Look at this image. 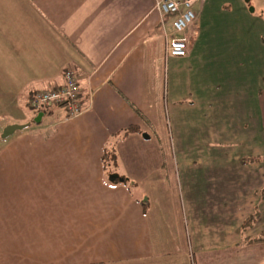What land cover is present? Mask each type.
Listing matches in <instances>:
<instances>
[{"label": "crops", "instance_id": "1", "mask_svg": "<svg viewBox=\"0 0 264 264\" xmlns=\"http://www.w3.org/2000/svg\"><path fill=\"white\" fill-rule=\"evenodd\" d=\"M250 1H236L228 68L215 45L202 55L210 0L195 4L184 59L166 53L172 28L157 0H0V264L260 260L247 251L257 233L242 228L264 163L222 153L264 147V19ZM66 70L84 112L31 111ZM129 127L142 133L119 135ZM237 247L245 253L225 251Z\"/></svg>", "mask_w": 264, "mask_h": 264}, {"label": "rangeland", "instance_id": "2", "mask_svg": "<svg viewBox=\"0 0 264 264\" xmlns=\"http://www.w3.org/2000/svg\"><path fill=\"white\" fill-rule=\"evenodd\" d=\"M223 1L224 0H210L211 4L209 6L208 16L206 17V21L209 24L207 25V29L203 33V43H202L203 52H202V55L205 54L206 59H207L206 46L209 47V46L215 45V47L212 49V54L214 55V59L215 60L218 58L222 59L223 63H225V65L228 68H230L233 65V63L235 62L236 56L233 54V52L230 49V47H232V45H228V43H227L226 35H229L232 32V29H233V26L235 23L240 24L242 22V20H241V14H240L241 12L236 10V9H238V6H237L238 2H236L237 0H226V2H229L228 5H225V2H223ZM260 1L261 0L250 1L249 9L254 10V11L256 10L257 12H260L261 15H263V19H264V5L261 6ZM262 1L264 2V0H262ZM199 5H196L193 8V11L195 12L196 15H198V12L200 9ZM211 40L214 41V44H213V41H211ZM238 56L239 55H237V58H238ZM212 57L213 56L211 55V58ZM242 57H244V54H242ZM247 57H249V54H247ZM256 58H257L256 54H253L252 71H251L252 78H255V76H257V73L260 69L259 63L257 62ZM246 64L248 65L249 62L247 61ZM246 71H247V73H249L248 70H246ZM252 128H254L252 132H255L256 130H255V127L253 126V124H252ZM227 139H228L227 135L222 137V140H226L223 142H228ZM260 142H261L260 140L254 139L253 140L254 145H253L251 151H249V150L244 151L241 149L235 150L233 145H222V147L230 148L229 150H225L222 153H225V152L229 153V151H231V152L235 151L236 156H240V153L241 154L246 153L247 157L245 156L246 158H244V160H246V159L250 160V159L254 158L256 161L253 162L252 164H261V163H264V147L261 148V144H259ZM249 145H250V142L248 143L247 146L249 147ZM255 153H257V154H255ZM248 164H251V163H248ZM258 201H259V203H258ZM263 201H264V190L259 191L258 197L254 200L255 204L253 206V213L250 216V217H253V216L258 217V215H259V219L256 221V223L250 222L249 223L250 224L249 229L247 228L248 226L246 227L248 229V231L250 229H253V232L255 234L257 233L256 234L257 239H261L262 242L264 241V234H263L264 232H262L261 231L262 229L260 230V228H259V230H256L255 226L261 218L260 217L261 211L259 208V204ZM250 217H248L247 220L251 219ZM246 221H245V223L247 224ZM246 224L244 225V227L246 226ZM262 228H264V225H262ZM248 231H245V232L247 233ZM257 231H259V233ZM245 232L242 231V233H245ZM258 244H259V246H254V247H252V249H248L247 251L248 252L250 250L251 251L256 250V252L264 251V245H262L264 243H258ZM236 249L237 250H235V248H232L231 250H225V251L226 252L241 251V253H245L243 251V248L241 250H239L240 248L237 247ZM254 263L264 264V255L260 256V260H256V261H254Z\"/></svg>", "mask_w": 264, "mask_h": 264}, {"label": "built area", "instance_id": "3", "mask_svg": "<svg viewBox=\"0 0 264 264\" xmlns=\"http://www.w3.org/2000/svg\"><path fill=\"white\" fill-rule=\"evenodd\" d=\"M202 0H157L156 10L170 19L172 38L166 42L168 57L184 59L188 56L190 44L184 35L195 25L197 15L193 11L195 4ZM80 82L71 70L64 72V84L58 90L40 91L30 100V110L45 113L53 107L62 108L69 118L81 115L85 108L80 101Z\"/></svg>", "mask_w": 264, "mask_h": 264}, {"label": "trees", "instance_id": "4", "mask_svg": "<svg viewBox=\"0 0 264 264\" xmlns=\"http://www.w3.org/2000/svg\"><path fill=\"white\" fill-rule=\"evenodd\" d=\"M58 90V89H57ZM81 95V94H80ZM35 95H33L32 97H30V100L34 97ZM30 100H29V102H28V107H29V109H30ZM80 101H81V99H80ZM54 108V107H53ZM134 133H136V134H141L142 133V131L140 130V128H138V127H129L128 129H125V130H123L122 132H120L119 133V135L120 136H123V137H125V136H129L130 134H134ZM112 156H115V153H113V152H106V153H104V155H103V162L105 163V162H107L108 164H110V162H111V158H112ZM256 160L254 159V158H252V159H246L244 162L245 163H253V162H255ZM251 219H248L246 222H247V224H246V226L244 227L243 226V228H242V231H248V229H249V223L251 222V223H256V221L259 219V215H258V217L257 216H253V217H250ZM244 224V225H245ZM248 226V227H247ZM248 229H247V228ZM250 242H252V243H254V244H258V243H260V242H262V240L261 239H253V240H251Z\"/></svg>", "mask_w": 264, "mask_h": 264}, {"label": "water", "instance_id": "5", "mask_svg": "<svg viewBox=\"0 0 264 264\" xmlns=\"http://www.w3.org/2000/svg\"><path fill=\"white\" fill-rule=\"evenodd\" d=\"M246 2H249V0H245ZM252 11V10H251ZM144 138L148 139L149 137L147 135H144ZM115 178H112V180Z\"/></svg>", "mask_w": 264, "mask_h": 264}]
</instances>
